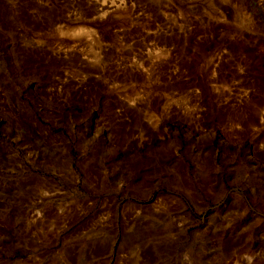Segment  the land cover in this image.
I'll return each mask as SVG.
<instances>
[{
    "label": "rangeland",
    "instance_id": "374dc122",
    "mask_svg": "<svg viewBox=\"0 0 264 264\" xmlns=\"http://www.w3.org/2000/svg\"><path fill=\"white\" fill-rule=\"evenodd\" d=\"M143 4L155 35L168 20L215 27L199 66L230 55L235 73L171 89L155 46L149 89L89 82L130 58L119 32ZM253 69L263 85L264 0H0V264H264Z\"/></svg>",
    "mask_w": 264,
    "mask_h": 264
},
{
    "label": "crops",
    "instance_id": "0c3cea01",
    "mask_svg": "<svg viewBox=\"0 0 264 264\" xmlns=\"http://www.w3.org/2000/svg\"><path fill=\"white\" fill-rule=\"evenodd\" d=\"M142 6V17L133 19L126 28L119 32V36L126 39L122 50L125 53L127 49L130 58L123 53L120 56L114 53L112 57L103 60L104 65H106L104 70L102 69L101 72L88 70L86 72L89 82L90 80H97L98 86L103 89L110 87V85L121 89H149L150 77L156 71L149 47L154 48L155 46L163 50L160 62L168 68V70L162 69V73H166L168 78L175 79L171 84V89H202L203 78H209L210 83L212 81L217 82L219 72L230 74L236 70L233 69L235 65L230 62L232 60L230 55L227 58L226 66L223 68L220 67L219 69L218 66L211 65L208 70L202 71L199 66L202 61L208 59L211 61L212 57L217 55L218 35L215 27L213 32L209 31L203 34L200 21L199 23L184 21L169 26L170 21L168 20L160 24L162 27H158V30L166 29V31L161 30L162 34L158 32L155 35L153 25H156L154 16L157 9L149 7L148 4ZM93 10L87 13L88 19L93 18V14H95ZM173 40H177V42L175 43ZM122 42L120 41V43ZM118 47L119 45H116L115 49ZM109 48L111 46H108L107 50H110ZM116 53L118 52L116 51ZM171 53H173L174 61H177L175 70L169 69ZM81 66L86 67L82 64ZM252 71H254L253 74L245 71L243 77L249 79L250 89H264V84H253L261 70L253 69ZM82 86L87 89L85 84Z\"/></svg>",
    "mask_w": 264,
    "mask_h": 264
},
{
    "label": "bare ground",
    "instance_id": "6f19581e",
    "mask_svg": "<svg viewBox=\"0 0 264 264\" xmlns=\"http://www.w3.org/2000/svg\"><path fill=\"white\" fill-rule=\"evenodd\" d=\"M111 7V6H110Z\"/></svg>",
    "mask_w": 264,
    "mask_h": 264
}]
</instances>
